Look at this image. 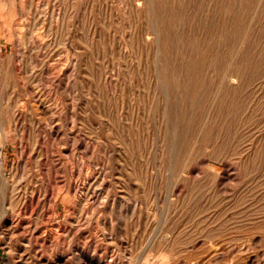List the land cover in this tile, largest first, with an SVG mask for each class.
Returning <instances> with one entry per match:
<instances>
[{"label":"rangeland","instance_id":"374dc122","mask_svg":"<svg viewBox=\"0 0 264 264\" xmlns=\"http://www.w3.org/2000/svg\"><path fill=\"white\" fill-rule=\"evenodd\" d=\"M1 148L0 264H264V0H0Z\"/></svg>","mask_w":264,"mask_h":264},{"label":"bare ground","instance_id":"6f19581e","mask_svg":"<svg viewBox=\"0 0 264 264\" xmlns=\"http://www.w3.org/2000/svg\"><path fill=\"white\" fill-rule=\"evenodd\" d=\"M150 1H152V0H150ZM234 1V0H233ZM155 2V1H154ZM163 2V1H162ZM225 2V1H224ZM223 2V3H224ZM234 3V2H233ZM238 4H239V2H237ZM249 3V2H248ZM247 3V4H248ZM160 4V3H159ZM149 5V4H148ZM161 5H163V4H161ZM225 5H227V4H225ZM153 6V5H152ZM243 6V5H242ZM241 6V7H242ZM150 8H151V6H150ZM234 8V7H233ZM219 9H222V8H219ZM161 10V9H160ZM163 10V9H162ZM223 10V9H222ZM241 10V9H240ZM240 10H238V11H240ZM164 11H166V10H164ZM225 11V10H224ZM158 12V11H157ZM226 12V11H225ZM225 12H223V13H225ZM226 13H228V12H226ZM238 13V12H237ZM243 13V12H242ZM156 14V13H155ZM222 14V13H221ZM165 15H166V12H165ZM160 17H161V15H159ZM227 16V15H226ZM229 16V15H228ZM166 17V16H165ZM164 17V18H165ZM222 17V16H221ZM152 18V17H151ZM163 18V17H162ZM220 18V17H219ZM224 18V17H223ZM155 18H153V20H154ZM225 19H226V17H225ZM224 20V19H223ZM226 21V20H225ZM225 21H224V23H225ZM236 21V20H235ZM234 21V22H235ZM238 21V20H237ZM236 21V22H237ZM229 22V21H228ZM233 25H234V23H233ZM234 27V26H233ZM235 29V28H234ZM157 31H159V30H157ZM156 33V32H155ZM158 33V32H157ZM159 35V34H158ZM156 36V35H155ZM161 44V43H160ZM189 58V57H188ZM190 60V59H189ZM192 61V60H191ZM185 65H189V64H185ZM239 67V66H238ZM188 68V67H187ZM239 70V69H238ZM240 71V70H239ZM188 72V71H187ZM234 73V72H233ZM240 73V72H239ZM235 75V74H234ZM240 75V74H239ZM188 76V75H187ZM240 77V76H239ZM190 78V77H189ZM238 78V77H237ZM197 81V80H196ZM192 83V82H191ZM231 83V82H230ZM193 84V83H192ZM232 84H234V83H232ZM166 85V84H165ZM190 85V84H189ZM200 86V85H199ZM232 86H234V85H232ZM191 87V86H190ZM234 88V87H233ZM197 90H198V88H197ZM219 90V89H218ZM185 91V90H184ZM190 91V90H189ZM196 91V90H195ZM217 93V92H216ZM196 94V93H195ZM199 94V93H198ZM183 96H184V93L182 94ZM219 96V95H218ZM196 97V96H195ZM214 97H215V94H214ZM193 98V97H192ZM192 98H190V99H192ZM186 99H188V98H186ZM219 99V98H218ZM184 100V99H183ZM193 100V99H192ZM214 100H215V98H214ZM3 164H4V155H3V152H2V148L0 149V191H3L4 189H6L7 188V183H6V181L3 179V177H2V174H1V171H2V167H3ZM4 176V175H3Z\"/></svg>","mask_w":264,"mask_h":264}]
</instances>
